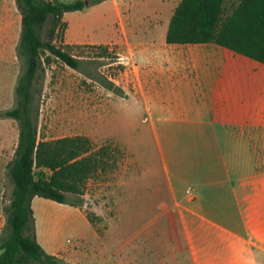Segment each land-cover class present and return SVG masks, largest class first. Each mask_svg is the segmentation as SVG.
Masks as SVG:
<instances>
[{
    "label": "crops",
    "instance_id": "0c3cea01",
    "mask_svg": "<svg viewBox=\"0 0 264 264\" xmlns=\"http://www.w3.org/2000/svg\"><path fill=\"white\" fill-rule=\"evenodd\" d=\"M179 1L141 0L137 21L129 5L123 17L117 0L94 5L112 2L119 35L116 30V39L101 44L118 46L127 58L121 89L141 107L169 190L182 195L166 207L186 209L182 230L152 233L153 264H264V65L215 44L165 43ZM16 10L15 0H0V65L12 66L14 79ZM64 36L68 43L98 44L68 40V25ZM3 152L0 198L9 160ZM38 199L31 201L37 241L43 226L37 209L45 204ZM3 226L0 212V233ZM206 229L224 250L197 253L194 235L205 239Z\"/></svg>",
    "mask_w": 264,
    "mask_h": 264
},
{
    "label": "rangeland",
    "instance_id": "374dc122",
    "mask_svg": "<svg viewBox=\"0 0 264 264\" xmlns=\"http://www.w3.org/2000/svg\"><path fill=\"white\" fill-rule=\"evenodd\" d=\"M117 1L121 2L124 18L128 5L134 21L141 18V6H136L141 0H133L134 6L132 0ZM86 3L84 10L67 13L63 18L68 25V40L98 44L68 43L65 36L62 42L55 43L83 59L92 75L109 79L121 88L127 58H120L118 46L101 44L116 39V30L119 35V18L112 2L92 7ZM98 45L106 47V53ZM49 61L44 66L38 139L85 136L96 148L107 147L110 158L105 171L90 179L83 195L77 198L82 204L38 199L45 203L37 209L38 221L43 225L38 242L47 253L71 264H153L156 245H152V233L182 230L188 218L185 208L166 207L173 201L180 202L182 195L177 192L173 196L169 190L141 107L128 103L130 89L124 91L126 96L119 97L59 60L49 57ZM13 65L15 79L12 66L0 65V151L3 149L7 159L13 155L18 135L16 122L3 115L14 105V86L20 72L18 59ZM2 200L3 194L0 205ZM41 213L44 216L40 217ZM46 218H52L53 224L46 223ZM205 231V239L194 235L197 253L208 250L215 255L224 250L221 242L208 229ZM164 250L163 254H167V246Z\"/></svg>",
    "mask_w": 264,
    "mask_h": 264
},
{
    "label": "trees",
    "instance_id": "16d2710c",
    "mask_svg": "<svg viewBox=\"0 0 264 264\" xmlns=\"http://www.w3.org/2000/svg\"><path fill=\"white\" fill-rule=\"evenodd\" d=\"M106 0H15L21 15L16 46L20 72L13 108L3 115L16 122L18 135L4 167L0 212V264H71L48 254L38 243L33 198L80 205L87 182L105 171L108 148H96L85 136L38 139L44 66L53 57L93 79L119 97L124 91L109 79L92 75L83 59L56 45L64 39L65 14ZM165 43L215 44L264 65V0H180L170 17ZM103 53L106 47L98 45ZM48 53L49 56H45ZM122 71V67H119Z\"/></svg>",
    "mask_w": 264,
    "mask_h": 264
},
{
    "label": "water",
    "instance_id": "95a60500",
    "mask_svg": "<svg viewBox=\"0 0 264 264\" xmlns=\"http://www.w3.org/2000/svg\"><path fill=\"white\" fill-rule=\"evenodd\" d=\"M51 1H57V0H51ZM85 5H87V3H85Z\"/></svg>",
    "mask_w": 264,
    "mask_h": 264
}]
</instances>
